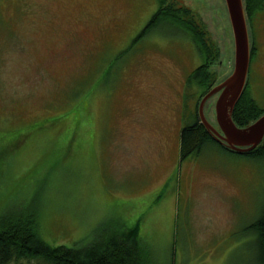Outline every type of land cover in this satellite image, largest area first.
Segmentation results:
<instances>
[{
    "label": "rangeland",
    "instance_id": "obj_1",
    "mask_svg": "<svg viewBox=\"0 0 264 264\" xmlns=\"http://www.w3.org/2000/svg\"><path fill=\"white\" fill-rule=\"evenodd\" d=\"M161 1L198 23L222 83L235 54L224 0H0V217L81 250L138 228L141 264H257L245 229L264 162L217 146L180 160L201 94L186 82L206 56L174 26L141 34ZM256 41L249 83L264 107V32ZM217 99L205 117L219 129Z\"/></svg>",
    "mask_w": 264,
    "mask_h": 264
},
{
    "label": "trees",
    "instance_id": "obj_2",
    "mask_svg": "<svg viewBox=\"0 0 264 264\" xmlns=\"http://www.w3.org/2000/svg\"><path fill=\"white\" fill-rule=\"evenodd\" d=\"M164 2L161 1L162 5L154 13L152 21L148 24L149 26L145 29L143 35L145 36V34L159 28L162 29V27H166L167 25L174 26L176 29L183 31L187 36L191 34L190 40L196 45L198 52L206 56L204 62L192 71L188 75L189 78H187L186 87L192 89L195 88L193 86L196 84L199 86L201 94L197 93L200 97L197 101V110L191 114V116H194V122L185 125L181 129L180 160L183 161L189 156L194 155V153L199 154L206 146L212 148L217 146L220 149L227 150L230 154L251 158L257 164L264 162V141L251 153H234L213 139L204 125L201 124L198 106L203 96L211 91L215 84V82H211L212 67L218 59V55L212 52L211 46H209L211 44L209 42V44L207 43L205 33L199 31L198 23H193L191 18L186 21L179 12L173 10L171 5H168V3L164 4ZM245 10L247 20L250 22V26H252L255 17L264 13V0H246ZM253 40L254 33L252 31L251 41ZM255 51L253 41L251 45V64H253L257 57ZM250 76L251 73L249 71L247 86L242 94L243 96L236 104L232 115L234 123L240 128H246V126L253 124L258 118L264 115V107L259 104V101L252 94L249 83ZM258 208L260 210L258 211L257 209V218L246 227L245 232L249 234V240L252 239L251 244L257 257V264H264V198ZM9 221L10 217H0V264H8L19 259H41L48 264H141L139 260L131 259V254L134 252L130 253L131 248L128 246L130 245L131 232L135 234L138 228H134V230H131L123 238L122 234H118L121 237H115L113 242H109L107 247L102 246L100 248L99 245H92L81 250L79 248H68L63 245L55 246L46 243L43 237H41V232L38 230V223L35 221L31 223L33 226L28 228L30 232H26L25 236L21 237L18 231H21L22 228H17V224L9 223ZM33 230L34 232H32Z\"/></svg>",
    "mask_w": 264,
    "mask_h": 264
},
{
    "label": "water",
    "instance_id": "obj_3",
    "mask_svg": "<svg viewBox=\"0 0 264 264\" xmlns=\"http://www.w3.org/2000/svg\"><path fill=\"white\" fill-rule=\"evenodd\" d=\"M234 42V66L231 75L203 96L199 104L201 124L224 148L240 154L251 153L264 141V115L246 128L238 127L233 120L236 104L247 86L251 67V41L249 22L244 0H224ZM218 96L215 104L217 129L205 117V105Z\"/></svg>",
    "mask_w": 264,
    "mask_h": 264
},
{
    "label": "flooded vegetation",
    "instance_id": "obj_4",
    "mask_svg": "<svg viewBox=\"0 0 264 264\" xmlns=\"http://www.w3.org/2000/svg\"><path fill=\"white\" fill-rule=\"evenodd\" d=\"M154 16V15H153ZM153 16H152V18H153ZM152 18H151V20L149 21V23L152 21ZM148 23V24H149ZM147 24V26L145 27V29L149 26ZM145 29L144 30H142V32H141V34H143L144 32H145ZM251 29H252V31H253V33H254V48H255V52L257 53V57L256 58H258L259 56H260V52H258L259 51V46L257 45V43H258V41H256V39L258 38V37H260L261 35H262V33L264 32V13L263 14H261V15H259V16H256L255 17V19H254V21H253V23H252V26H251ZM259 33V34H258ZM187 83V82H186ZM220 130V129H219ZM43 240L45 241V239L43 238ZM46 242V241H45ZM47 243V242H46ZM49 244H51V243H49ZM52 245V244H51ZM14 262H16V261H14ZM11 263H13V262H10V263H8V264H11ZM46 264H48V263H46ZM54 264H60V263H54ZM61 264H63V263H61ZM71 264H76V263H71ZM77 264H79V263H77Z\"/></svg>",
    "mask_w": 264,
    "mask_h": 264
},
{
    "label": "bare ground",
    "instance_id": "obj_5",
    "mask_svg": "<svg viewBox=\"0 0 264 264\" xmlns=\"http://www.w3.org/2000/svg\"><path fill=\"white\" fill-rule=\"evenodd\" d=\"M240 154V153H239Z\"/></svg>",
    "mask_w": 264,
    "mask_h": 264
}]
</instances>
